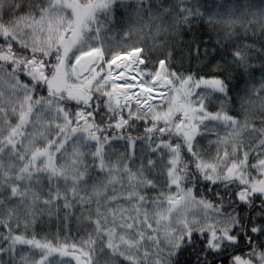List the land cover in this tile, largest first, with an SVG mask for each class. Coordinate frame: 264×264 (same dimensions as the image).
Returning <instances> with one entry per match:
<instances>
[{
	"label": "snow or ice",
	"instance_id": "obj_1",
	"mask_svg": "<svg viewBox=\"0 0 264 264\" xmlns=\"http://www.w3.org/2000/svg\"><path fill=\"white\" fill-rule=\"evenodd\" d=\"M207 12L0 0V264H264V7Z\"/></svg>",
	"mask_w": 264,
	"mask_h": 264
},
{
	"label": "trees",
	"instance_id": "obj_2",
	"mask_svg": "<svg viewBox=\"0 0 264 264\" xmlns=\"http://www.w3.org/2000/svg\"><path fill=\"white\" fill-rule=\"evenodd\" d=\"M129 2L130 0H125V3ZM152 2L155 3V0H152ZM201 2L208 9L206 16L224 13L230 6L236 7L237 10L248 7H251L252 9L264 7V0H201ZM117 8L119 9V11L115 12L117 21L126 19V12L119 2L117 3ZM201 31L203 35H207L208 33L213 39L216 38L215 33L217 29L212 25H208L205 30L201 29ZM254 63H256V61H254ZM254 110L255 109H249L250 112Z\"/></svg>",
	"mask_w": 264,
	"mask_h": 264
}]
</instances>
